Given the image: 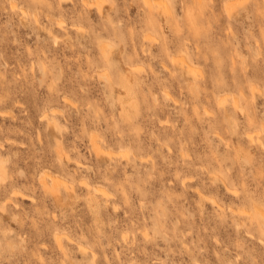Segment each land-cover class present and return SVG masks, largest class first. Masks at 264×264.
Returning a JSON list of instances; mask_svg holds the SVG:
<instances>
[{"label":"rangeland","instance_id":"obj_1","mask_svg":"<svg viewBox=\"0 0 264 264\" xmlns=\"http://www.w3.org/2000/svg\"><path fill=\"white\" fill-rule=\"evenodd\" d=\"M85 1L0 0L3 264H264V0Z\"/></svg>","mask_w":264,"mask_h":264},{"label":"bare ground","instance_id":"obj_2","mask_svg":"<svg viewBox=\"0 0 264 264\" xmlns=\"http://www.w3.org/2000/svg\"><path fill=\"white\" fill-rule=\"evenodd\" d=\"M87 1V0H86ZM86 5H89V2H86ZM96 1V0H95ZM152 0H145V5L148 6V7H152L153 6V2H151ZM225 2L227 1V3H225L224 5V8L225 10L227 11L228 14H231L233 12V9L235 7L236 4H241V0H224ZM92 2V1H91ZM99 8V10H101L102 8V5H103V2L100 1V0H97L95 2ZM94 5V4H92ZM90 7V6H89ZM168 10V9H167ZM165 12H166V9H165ZM22 13L23 14H26L27 12L25 10L22 9ZM168 13V12H167ZM60 23V22H59ZM147 38L149 36H146ZM103 51H104V56L106 57V60L109 59V56L107 54V47L106 46H103ZM178 58V61L180 62L181 64V67H183L184 69H186L189 73H192L194 72V68L193 66L186 60L184 59L183 57H177ZM108 61V60H107ZM254 87H252L253 89ZM255 89V88H254ZM226 97L222 98L220 103L221 104H224L225 101H226ZM253 99V97H252ZM232 104H233V107L235 110H238V111H242V110H246V107H244V105L242 104L241 102V99L238 98V97H235L232 101ZM245 108V109H244ZM243 111V112H244ZM47 117H49V122L51 123L54 122L56 123V118L54 116H50V114H46ZM56 125V124H54ZM93 137V136H92ZM96 137V136H95ZM97 138V137H96ZM93 141V142H92ZM91 142L93 143L95 149L97 148L98 149V142L93 139ZM92 145V144H91ZM92 145V146H93ZM102 151V150H101ZM109 155V154H108ZM5 158H1L0 156V174H2L6 168H5V165H4V161ZM62 182L64 183V179H62L60 176H57V175H52L50 174L49 172H44V174L41 175L40 177V184H41V187L42 189L45 191V192H54V191H57L59 186L62 184ZM88 189H91L93 190L94 192H100L102 189V187H99V186H92L90 185L89 183H86ZM15 190V189H14ZM104 190V189H103ZM19 196V195H18ZM23 196V195H22ZM12 200V199H11ZM213 201V199H212ZM215 201V200H214ZM2 206V205H1ZM256 207V205H255ZM239 208V207H238ZM259 209V208H258ZM237 211V210H236ZM233 213V212H232ZM245 215V214H244ZM243 216V215H242ZM56 239L58 240V243L60 242V245H61V241H62V237L59 233H57V237ZM61 247V246H60ZM62 248V247H61ZM63 249V248H62Z\"/></svg>","mask_w":264,"mask_h":264},{"label":"clouds","instance_id":"obj_3","mask_svg":"<svg viewBox=\"0 0 264 264\" xmlns=\"http://www.w3.org/2000/svg\"><path fill=\"white\" fill-rule=\"evenodd\" d=\"M42 3L46 4V0H41ZM264 15V14H262ZM110 22V21H109ZM115 27V25L113 26ZM51 34V33H50ZM55 42V40H54ZM47 119V116L42 115L41 116V121H44ZM4 143H10V141H4V142H0V150H3L4 148ZM5 163H11L10 159H6ZM89 171H91V169H89ZM14 177H18V178H25V172L23 170H16L14 172ZM13 176H9L7 171L5 170L2 174H0V187H2L3 185L7 184L9 182V180L14 178ZM138 190V189H137ZM17 193L15 191L12 192V196H16ZM35 203V201H33ZM19 205H17L18 207ZM4 209L2 207H0V211H3ZM242 225H238L237 227H241ZM5 235H10V233H5ZM158 235L156 233H154V238L155 236ZM261 244H264V228H262L261 230V240H260ZM23 244V241H20L18 244L12 243L11 241L9 242H5L4 240H0V264H3L4 258H5V252L11 250V251H15L16 249L20 248ZM240 259V257H236V260L238 261ZM91 264H95L94 260L91 262ZM228 264H233L232 261H229Z\"/></svg>","mask_w":264,"mask_h":264}]
</instances>
